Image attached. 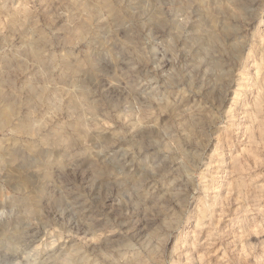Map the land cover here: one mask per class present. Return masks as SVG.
I'll use <instances>...</instances> for the list:
<instances>
[{
	"label": "clouds",
	"instance_id": "1",
	"mask_svg": "<svg viewBox=\"0 0 264 264\" xmlns=\"http://www.w3.org/2000/svg\"><path fill=\"white\" fill-rule=\"evenodd\" d=\"M0 264H264V0H0Z\"/></svg>",
	"mask_w": 264,
	"mask_h": 264
}]
</instances>
